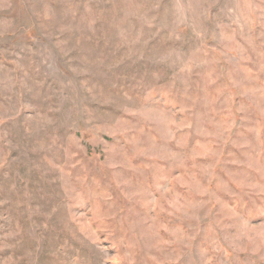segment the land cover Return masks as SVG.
<instances>
[{"label":"rangeland","instance_id":"374dc122","mask_svg":"<svg viewBox=\"0 0 264 264\" xmlns=\"http://www.w3.org/2000/svg\"><path fill=\"white\" fill-rule=\"evenodd\" d=\"M0 264H264V0H0Z\"/></svg>","mask_w":264,"mask_h":264}]
</instances>
